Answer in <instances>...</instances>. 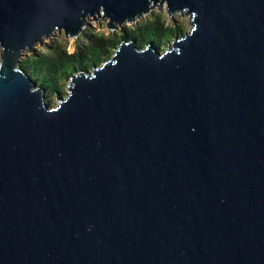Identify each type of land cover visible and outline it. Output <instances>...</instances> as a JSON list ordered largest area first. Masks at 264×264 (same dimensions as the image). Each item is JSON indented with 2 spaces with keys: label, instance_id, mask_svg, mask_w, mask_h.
<instances>
[{
  "label": "water",
  "instance_id": "95a60500",
  "mask_svg": "<svg viewBox=\"0 0 264 264\" xmlns=\"http://www.w3.org/2000/svg\"><path fill=\"white\" fill-rule=\"evenodd\" d=\"M163 4L55 104L19 67ZM0 264H264V0H0Z\"/></svg>",
  "mask_w": 264,
  "mask_h": 264
},
{
  "label": "trees",
  "instance_id": "16d2710c",
  "mask_svg": "<svg viewBox=\"0 0 264 264\" xmlns=\"http://www.w3.org/2000/svg\"><path fill=\"white\" fill-rule=\"evenodd\" d=\"M184 31L169 25L165 17L147 16L128 29L107 35L104 31L83 30L74 39L72 52L67 51L68 39L61 34L35 53L25 55L19 67L44 90L46 102L54 104L58 96L66 94L64 88L73 74L107 60L122 40H134L139 47L150 44L165 49L175 35Z\"/></svg>",
  "mask_w": 264,
  "mask_h": 264
},
{
  "label": "rangeland",
  "instance_id": "374dc122",
  "mask_svg": "<svg viewBox=\"0 0 264 264\" xmlns=\"http://www.w3.org/2000/svg\"><path fill=\"white\" fill-rule=\"evenodd\" d=\"M150 16V17H165L166 21L169 23V25H176V26H180L183 30L187 31L190 27L189 24V16L187 14H185L184 12H177L174 13L173 15H169V13L166 10V6L165 4L159 6L157 5L156 7H154L153 9L150 10V12H148L147 14L143 15L140 19H138L137 21L133 22V23H123L122 26L117 27L116 29H109L107 27V19H104L102 16H98L95 17V20L93 19V17H88L87 18V22L84 26L83 30H91L93 32H102L104 31V34L107 35L111 32H115V31H120L123 28H130L133 25H135L137 22H139L140 20H142L143 18ZM61 34H63V31L58 32L57 30L54 31L49 38L45 39L44 42L45 44L51 42L52 40H56L58 36H60ZM68 39V46H67V51L68 52H72L74 50V45H73V41L74 39L72 38H67ZM170 43V42H169ZM37 49H41L43 48V46L37 45L36 46ZM64 91L66 93V86L64 88ZM65 96V95H64ZM57 100V99H55ZM56 103V101H54V104Z\"/></svg>",
  "mask_w": 264,
  "mask_h": 264
}]
</instances>
